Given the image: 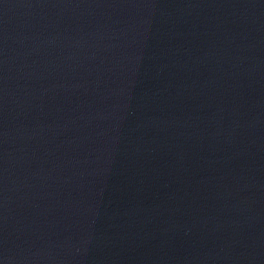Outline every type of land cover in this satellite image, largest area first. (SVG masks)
Masks as SVG:
<instances>
[{"label":"water","instance_id":"obj_1","mask_svg":"<svg viewBox=\"0 0 264 264\" xmlns=\"http://www.w3.org/2000/svg\"><path fill=\"white\" fill-rule=\"evenodd\" d=\"M0 264H264V0H0Z\"/></svg>","mask_w":264,"mask_h":264}]
</instances>
